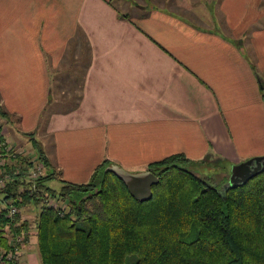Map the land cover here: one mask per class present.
Here are the masks:
<instances>
[{"label":"crops","instance_id":"obj_1","mask_svg":"<svg viewBox=\"0 0 264 264\" xmlns=\"http://www.w3.org/2000/svg\"><path fill=\"white\" fill-rule=\"evenodd\" d=\"M0 108L1 137L74 182L262 155L264 0H0Z\"/></svg>","mask_w":264,"mask_h":264},{"label":"trees","instance_id":"obj_2","mask_svg":"<svg viewBox=\"0 0 264 264\" xmlns=\"http://www.w3.org/2000/svg\"><path fill=\"white\" fill-rule=\"evenodd\" d=\"M31 139L43 164L37 177L23 152L0 166V252L18 233L35 245L39 264H264V169L224 189L226 177L209 183L187 168L194 160L172 153L147 164L159 180L139 201L108 159L87 181L59 179ZM53 178L59 189L48 184ZM10 205L18 208L12 216ZM32 206L30 225L22 210Z\"/></svg>","mask_w":264,"mask_h":264},{"label":"water","instance_id":"obj_3","mask_svg":"<svg viewBox=\"0 0 264 264\" xmlns=\"http://www.w3.org/2000/svg\"><path fill=\"white\" fill-rule=\"evenodd\" d=\"M107 168L124 182L129 193L139 201L151 197V185L159 180L158 176L149 169L131 171L116 163L108 164ZM263 169L264 154L233 163L227 180L223 183V188L226 189L244 183Z\"/></svg>","mask_w":264,"mask_h":264},{"label":"rangeland","instance_id":"obj_4","mask_svg":"<svg viewBox=\"0 0 264 264\" xmlns=\"http://www.w3.org/2000/svg\"><path fill=\"white\" fill-rule=\"evenodd\" d=\"M69 50H71V48ZM50 73H51L52 78H53L55 72H50ZM71 88H72V86H71ZM53 90L54 89H53V84H52L51 93H50L52 96L50 99H53V97H54ZM12 147L17 148L16 146H13V145H12ZM29 147L32 151L31 152L32 154L26 153L25 150L23 152L27 155L31 154V155H29L31 157L33 156V154L36 156L38 154L36 149L32 148L31 146H29ZM34 160H36V159H34ZM193 160L194 161L189 163L187 168L192 170L198 176L204 177L209 183H212L214 185H217L220 182V180H222L223 178L228 177V175L230 173L231 165L233 163L242 161V159L238 160V158H235V160H231V159L226 158V157L224 158L220 155H215L213 152L204 156L202 159H195L194 158ZM136 169L137 168H130L129 170L134 171ZM59 179H62V178L60 177ZM59 179L53 178L50 181H48V184L55 189H59L61 186V183H62V181ZM221 188H223V185L221 186ZM37 209L38 208L32 206V207H28V208H25L22 210L23 216L28 221H30V225H33L32 221H33V218L35 216V213H37ZM30 246H33V245L31 244ZM25 247H28V249H29V245L25 246ZM31 249H34V252L36 254L35 262L31 263V264H39V256H38V252H37L35 245L33 246V248L31 247ZM23 261H24V259H23V257H21V263L22 264L24 263Z\"/></svg>","mask_w":264,"mask_h":264},{"label":"built area","instance_id":"obj_5","mask_svg":"<svg viewBox=\"0 0 264 264\" xmlns=\"http://www.w3.org/2000/svg\"><path fill=\"white\" fill-rule=\"evenodd\" d=\"M13 149V150H12ZM19 152L14 149L8 141L3 139L0 134V166L5 163L6 156L13 152ZM43 164L38 159L35 160L34 166L30 169V178L33 179L38 176V174L42 171ZM3 183V180L0 179V184ZM54 203V202H53ZM52 203V204H53ZM18 208L14 205H10L8 209V215L12 216ZM9 247L3 252H0V264H21L20 259L21 255L24 251L25 240L23 234H15L8 238Z\"/></svg>","mask_w":264,"mask_h":264}]
</instances>
